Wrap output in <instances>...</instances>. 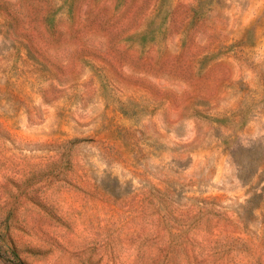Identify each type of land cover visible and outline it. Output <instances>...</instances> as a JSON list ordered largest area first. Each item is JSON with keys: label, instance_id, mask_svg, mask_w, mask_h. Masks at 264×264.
Returning a JSON list of instances; mask_svg holds the SVG:
<instances>
[{"label": "rangeland", "instance_id": "1", "mask_svg": "<svg viewBox=\"0 0 264 264\" xmlns=\"http://www.w3.org/2000/svg\"><path fill=\"white\" fill-rule=\"evenodd\" d=\"M0 264H264V0H0Z\"/></svg>", "mask_w": 264, "mask_h": 264}]
</instances>
